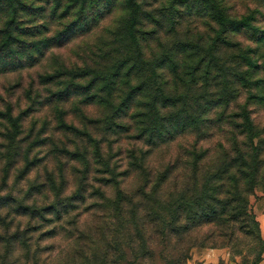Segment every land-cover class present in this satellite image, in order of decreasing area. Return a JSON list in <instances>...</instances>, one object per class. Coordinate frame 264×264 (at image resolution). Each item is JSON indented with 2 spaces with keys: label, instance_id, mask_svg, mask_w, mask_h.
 Here are the masks:
<instances>
[{
  "label": "rangeland",
  "instance_id": "374dc122",
  "mask_svg": "<svg viewBox=\"0 0 264 264\" xmlns=\"http://www.w3.org/2000/svg\"><path fill=\"white\" fill-rule=\"evenodd\" d=\"M218 4L243 26L221 32ZM133 18L137 42L128 37ZM10 21L28 33L18 36L22 46L14 43L22 57L23 46L37 50L33 65L0 72V264H167L178 249L188 252L185 264H250L261 245L247 221L217 219L173 236L142 220L144 251L106 200L117 187L136 194L134 202L140 187L165 200L211 179V162L194 165L191 153L231 147L223 139L241 130L242 109L264 138V0H0V32ZM69 82L91 88L52 100ZM136 86L128 115L115 118L124 126L115 134L119 127L108 118ZM156 87L175 104L160 115L178 113L183 103L205 106L204 122L149 145L141 135L148 104L163 101ZM224 88L226 106L218 103ZM132 150L140 162L130 159ZM248 200L264 239V180ZM127 233L131 245L118 246Z\"/></svg>",
  "mask_w": 264,
  "mask_h": 264
},
{
  "label": "trees",
  "instance_id": "16d2710c",
  "mask_svg": "<svg viewBox=\"0 0 264 264\" xmlns=\"http://www.w3.org/2000/svg\"><path fill=\"white\" fill-rule=\"evenodd\" d=\"M181 3H185L188 0H173ZM215 18L222 27L221 32L227 31V26L241 28L244 24V19L230 18L227 14L225 7L220 4L215 5ZM136 21L133 18L128 25V37L129 40H135L137 37L134 33V25ZM17 28V29H14ZM17 32V33H16ZM2 40L0 41V72L8 70H16L26 66L34 64L35 57L33 56V50H37L35 44L23 46L27 50V55L22 57L21 50L14 48V43L17 42L19 46L24 42L18 37L19 35H26L27 32L21 30L20 27L10 21L6 24V27L0 32ZM15 34V35H14ZM17 34V35H16ZM5 36V37H3ZM218 39H225L222 36H218ZM227 44V43H226ZM117 72V70H116ZM116 72L113 74L115 75ZM72 78L80 77L82 74H72ZM91 87L88 85L72 84L69 82L64 88L56 93H53L52 100L54 101H67L71 96L76 93H87ZM157 90L162 93L163 101L161 103L148 104L149 114L146 116V125L142 133L145 141L149 142V145H157L160 142L173 139L177 135L189 130L191 127H196L200 123L204 122L201 117L202 106H199L197 110L194 108L185 107L186 103H183L180 107V111L176 114L170 115L167 118L160 115V110L167 108L168 106L175 105L170 103L166 95H164L163 88L156 87ZM108 90H111V86H108ZM141 87H133L129 94L124 98L115 110L120 112L116 113L113 117H109L107 123H112L115 127H119V130L113 129L117 134L124 128L122 124H118L115 118H124L128 115L131 109V100H133L132 94L137 91L139 93ZM227 89H222L218 96L220 100L218 103L228 105L229 99H225L229 93ZM260 100L264 99V96L258 97ZM225 99V100H224ZM224 100V101H223ZM217 103V104H218ZM213 105V104H212ZM206 111H204L205 113ZM241 116L243 121L240 125L241 130L238 133L231 132L223 139L224 143L230 142L232 144L229 148H224L222 144H219V149L211 156L209 150L199 149L194 150L191 155V161L194 165H198L203 162H211V166L207 172L214 170L213 177L204 178L198 182L193 181L191 187L187 190H180L169 195L165 200H158L153 196L152 191L146 192V187H140L138 193L141 194L139 199L145 203L146 212L140 219L137 210L141 208V200L133 201L136 194H127L120 187H117L116 195L113 199H107V207L112 208L117 214L118 225L133 227L136 231V236L140 240L142 250L146 251L144 238L141 235L142 220L155 222L159 227L165 228L166 232L175 236H188L193 230L200 228L203 224L217 221V219L224 220V222H238L240 220L247 221L251 224V230L255 234V238L258 240L260 251L255 255L250 264H257L261 261L264 239L260 236L259 223L256 220L253 212L249 208L248 196L261 184L264 180V138L259 137V134L255 132L252 125V121L249 112L245 109L241 110ZM221 120V119H218ZM206 122V121H205ZM111 130V129H110ZM126 130V129H125ZM239 145V146H238ZM237 146V147H236ZM130 152V159L134 162H140V159L136 154ZM106 165V164H105ZM213 180L215 186L208 185V181ZM224 187V188H223ZM227 187V188H225ZM214 190L218 196L208 194V190ZM228 194L227 196H219L222 190ZM127 194V195H126ZM137 200V199H136ZM125 204L126 208H125ZM65 204L61 203V207ZM57 217H61V210L57 205L51 207ZM143 208V209H144ZM125 211V212H124ZM245 227V225H244ZM52 232H49L51 236ZM78 237V236H77ZM136 238V237H135ZM133 242V234L127 233L123 243H116L118 246L127 245L130 246ZM175 252V249H173ZM177 256L172 258L167 264H185L188 259V252L185 249H178Z\"/></svg>",
  "mask_w": 264,
  "mask_h": 264
},
{
  "label": "crops",
  "instance_id": "0c3cea01",
  "mask_svg": "<svg viewBox=\"0 0 264 264\" xmlns=\"http://www.w3.org/2000/svg\"><path fill=\"white\" fill-rule=\"evenodd\" d=\"M187 264H214V261H212V259L209 260V259L201 258V259H199V261L197 263L194 261H189ZM259 264H264V257L259 262Z\"/></svg>",
  "mask_w": 264,
  "mask_h": 264
}]
</instances>
